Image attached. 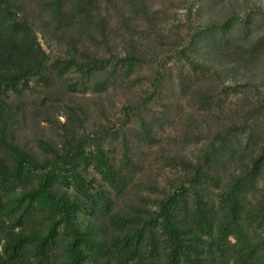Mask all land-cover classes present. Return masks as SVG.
Returning a JSON list of instances; mask_svg holds the SVG:
<instances>
[{
  "label": "rangeland",
  "instance_id": "rangeland-1",
  "mask_svg": "<svg viewBox=\"0 0 264 264\" xmlns=\"http://www.w3.org/2000/svg\"><path fill=\"white\" fill-rule=\"evenodd\" d=\"M63 6L57 0L11 4L47 59L39 69L42 59L33 53L2 54L0 71L8 80L0 87V174L14 164L8 144L44 161L85 140L89 159L70 181L53 186L79 204L83 264L165 261V232L150 220L168 196L187 201L179 202L178 213L190 226L192 235H184L192 241L191 258L236 264L250 240L232 247L231 210L222 197L246 170L249 153L236 146L239 158L231 163L228 151L217 156L210 172L219 183L202 181L196 165L218 147V133L242 140L245 124L258 134L255 148H264V0H68ZM127 58L131 65L122 62ZM98 60L106 66L87 75ZM99 151L114 166L106 176ZM197 202L203 204L195 209ZM241 203L242 224L264 229V178ZM12 206L1 202L0 264L64 262L70 240L64 226L45 261L35 240L47 237L58 218L48 213L19 221ZM200 207L208 211L206 228L188 217L196 212L202 224ZM223 244L228 249L220 251Z\"/></svg>",
  "mask_w": 264,
  "mask_h": 264
},
{
  "label": "trees",
  "instance_id": "trees-1",
  "mask_svg": "<svg viewBox=\"0 0 264 264\" xmlns=\"http://www.w3.org/2000/svg\"><path fill=\"white\" fill-rule=\"evenodd\" d=\"M67 1L57 0L58 7L63 9V4H67ZM12 3L13 0H0V61L2 54L7 51L13 54L20 51L21 54L30 55V53H33L42 59L39 62V69H43L47 53L40 44H36L30 33L26 32V30L23 31L21 24L16 22L11 9ZM127 59H122V62L125 65H131L133 61L129 58ZM105 66L106 63L98 60L96 63L93 62L90 66L86 67L89 68L86 73L89 75L94 70ZM5 80H8L6 72L0 71V87L4 84ZM245 126L246 131L242 134V140L239 139L237 134L231 135V132L224 135H220L223 132L218 133V136L221 138L220 142H218L219 148L211 146V150L207 151L205 159L197 163L196 174L200 175L201 180L204 182L219 183V175L211 174L210 172V168H212L211 164L217 160V156L220 154L223 156L225 151H228L227 160L231 163L235 162L236 158H239L238 153L240 149L236 146H240L242 152L249 153L248 161L242 164L243 166L246 165V170L244 172L240 171L235 180L224 189L222 198L229 204V210H231V216H229V219H231L230 235L236 240V245L232 247L238 244L242 246L241 242L244 243V240L246 242H248V239L250 240L248 245L246 244L245 247L242 246L243 248H240L236 264H264V229L255 231L247 228L242 224L240 218L242 195L246 194L249 188L258 186L264 178V148H255L257 146L255 137L258 134H256V130L252 126H248L247 124ZM85 146V140H80L77 145L71 147L69 150L58 152L54 159L41 161L20 147L12 143L8 144L9 154L14 164L7 171L0 174V207L1 202L13 204L11 211L14 214L15 212L19 214V221L23 219L27 221L34 215L38 217L48 213L58 218L57 221L51 224L47 237L35 239L38 240L37 250L38 254L42 255L41 260L43 261L48 257L46 252L51 248L49 245L56 242L61 225L66 228L70 240L64 249L67 255L66 260L59 264H83L85 261L83 257L85 237L76 222L79 204L75 200L59 195L53 189V186L63 178L70 181V176L81 167L83 161L89 159ZM98 156V167L101 169V173L106 176L107 173L114 170V166L110 158L103 151H99ZM242 168L241 170H243ZM66 174L68 175L66 176ZM107 179L112 182L115 181L113 175L108 176ZM26 182H28L27 184L34 182L35 185L29 186ZM20 190L21 192H18ZM194 191L197 192L195 196L199 200L198 189L195 188ZM182 200L183 202H187L184 199ZM182 200L178 196L165 197L160 203L159 212H156V215L151 218V224H160L162 226L166 236H163L164 242L168 244L167 248L169 250L165 261L152 262L150 264H202L203 260H200L199 257L192 259L190 256L192 241L186 240L188 236L184 235L186 232L188 235H192L190 226L184 224L183 216L179 217L181 212L178 213L179 209H181L179 208V202ZM201 201L203 200L201 199ZM199 204L203 203L197 202L194 206L195 209ZM184 207L182 208L183 211L188 212V207ZM202 215L203 222L201 224L195 217L196 212L192 215L188 213V217L193 218L194 222L199 223L201 228H206L208 211L204 207L199 208V216ZM204 222L206 223L205 225H203ZM43 223V220H41L39 227H42ZM139 238L141 239V236ZM132 242L133 239L130 236L123 240V243L127 246L133 245ZM138 243L141 242L138 241ZM219 243H221V240ZM216 244H218L217 239L214 240L213 246ZM15 248L14 246L12 249ZM225 248L227 247H224L223 244L220 251H224Z\"/></svg>",
  "mask_w": 264,
  "mask_h": 264
}]
</instances>
